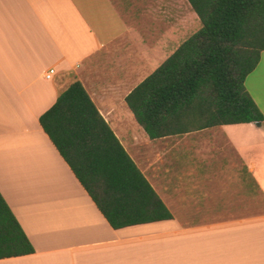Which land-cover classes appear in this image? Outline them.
<instances>
[{"label": "crops", "instance_id": "0c3cea01", "mask_svg": "<svg viewBox=\"0 0 264 264\" xmlns=\"http://www.w3.org/2000/svg\"><path fill=\"white\" fill-rule=\"evenodd\" d=\"M195 15L188 0H0V192L35 250L0 264H264V119L150 139L125 100ZM76 80L171 219L111 227L44 132ZM245 85L264 117V51Z\"/></svg>", "mask_w": 264, "mask_h": 264}, {"label": "trees", "instance_id": "16d2710c", "mask_svg": "<svg viewBox=\"0 0 264 264\" xmlns=\"http://www.w3.org/2000/svg\"><path fill=\"white\" fill-rule=\"evenodd\" d=\"M188 1L201 27L125 99L150 139L264 119L245 85L264 51V0ZM39 122L111 227L172 218L80 81ZM34 251L0 192V259Z\"/></svg>", "mask_w": 264, "mask_h": 264}, {"label": "rangeland", "instance_id": "374dc122", "mask_svg": "<svg viewBox=\"0 0 264 264\" xmlns=\"http://www.w3.org/2000/svg\"><path fill=\"white\" fill-rule=\"evenodd\" d=\"M183 20H181V32H180L181 43L201 27V22L198 16L196 15L193 18L189 16ZM142 161L143 160L139 156H137V162L140 166H143ZM260 198H261V202H263L264 205V198L262 197V195L260 196Z\"/></svg>", "mask_w": 264, "mask_h": 264}, {"label": "built area", "instance_id": "2783aa9c", "mask_svg": "<svg viewBox=\"0 0 264 264\" xmlns=\"http://www.w3.org/2000/svg\"><path fill=\"white\" fill-rule=\"evenodd\" d=\"M54 70H49V72H47L46 74V78H50L51 77V74L53 73Z\"/></svg>", "mask_w": 264, "mask_h": 264}]
</instances>
